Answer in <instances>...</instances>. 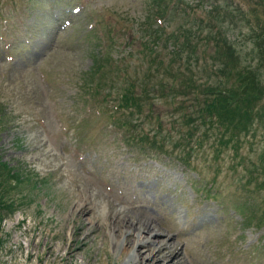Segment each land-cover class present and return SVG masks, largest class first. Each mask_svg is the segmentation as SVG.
<instances>
[{"label": "rangeland", "instance_id": "1", "mask_svg": "<svg viewBox=\"0 0 264 264\" xmlns=\"http://www.w3.org/2000/svg\"><path fill=\"white\" fill-rule=\"evenodd\" d=\"M154 1L0 0V157L24 177L7 194L18 207L11 214L1 209L0 264H124L140 247L126 243L125 229L116 234L108 228L104 218L113 205L124 211L125 220V213L134 222L138 216L152 220L161 232L153 234L155 239L169 237L177 244L178 264H264L259 227L264 190L248 183L250 170L264 157L263 124L242 136L237 148L229 145L218 155L210 142L202 148L186 144L190 167L199 174L176 159L186 152L185 145L173 149L180 143L173 125L184 133L188 125L181 114L193 118L195 106L193 95L169 86L171 78L162 75L165 86L162 94L153 95L152 119L135 113L136 126L120 124L133 119L127 110H115L121 81L141 80L147 66L140 34L133 42L126 32ZM165 2L162 22L156 18L160 36L155 35L159 55H151L154 65L175 57L167 36L182 42L185 27L203 26L210 16L208 3ZM212 3L216 25L226 36L221 33L220 42H232L237 63L252 61L257 57L252 25L264 23V0ZM208 31L192 44L201 45L207 37L216 44L218 31ZM188 49L183 48L184 63H175L181 70ZM205 51L198 53L204 72L198 75L191 62L197 81H225L222 72L210 71L221 65L212 58L214 47ZM94 67L100 70L91 74ZM152 80L156 84L158 78ZM141 110L148 111L147 105ZM154 115L160 117L159 129L167 131L157 132ZM158 144L167 154L154 150ZM82 201L86 213L76 208ZM77 225L86 226L72 236ZM114 236L124 250L114 249Z\"/></svg>", "mask_w": 264, "mask_h": 264}, {"label": "trees", "instance_id": "2", "mask_svg": "<svg viewBox=\"0 0 264 264\" xmlns=\"http://www.w3.org/2000/svg\"><path fill=\"white\" fill-rule=\"evenodd\" d=\"M191 1L192 3L201 2L209 4L211 9L209 10L210 16L208 17V22L206 21L203 26L195 24L194 26L185 27L181 31L184 37V41L182 42L179 41L178 36H167L165 38L170 47V54L172 53L175 56L167 64L160 63L154 65L151 56L153 53L159 55L156 52L157 41L155 35L160 36V28H158L157 23L162 22L163 12L169 6L164 5L166 4L165 0H155L153 4L149 5V11L144 13L142 20L139 19V21L129 25L126 37L136 42L137 39L134 38L135 34H140L138 41L143 49L141 53L147 62V66L145 72L141 74V80L138 77H132V79L126 78L121 81V92L115 100L114 106L118 112H126L125 110H127V115L133 118L129 121H120L121 126L126 128L137 125L134 121L136 117L133 116L135 113L144 114V116L148 115L152 119L151 116H153V106L155 104V96L153 95L158 91L162 94L165 86L162 75H166V78L172 79L169 86L175 91L186 96L189 94L190 96L193 95L195 116L192 118V115L181 114L184 123L188 125L184 133L180 132V129L173 125L175 133L179 135L180 142H175L176 144L173 145V149L179 150L182 145H185L184 149L186 152L176 159L183 163L185 167L196 172L197 170L193 165L190 167L191 152L190 148L186 147V144L193 142L199 148H202L205 142H210V145H213V149L215 148V154L218 155L223 148H227L229 145L237 148L238 144L240 145L241 143V137L252 133L257 124L264 125V75L262 74L264 72V23L252 25V28H255L254 25L256 26V29H252L256 31H254L251 37V40H256V49L253 48L252 50L256 53L257 57L253 56L252 61H248V63H237L239 56L232 42L226 39L221 42L219 40L222 26L217 27L216 25L215 18L218 17V12L217 7L212 3L213 0ZM174 2H171L173 6ZM190 16L188 14V19ZM156 18L159 19V22H156ZM242 18L249 22L247 16L243 15ZM153 23L157 28L154 27ZM206 28L209 30L207 32L209 35L213 31V28L216 33L218 31V37L213 39L216 41V44H211L210 40L212 39L209 37L201 45L192 44V40L200 36L199 34H202ZM133 30H136V32H133ZM222 36L225 35L222 33ZM212 46L214 47L215 54L212 58L219 61L221 65L216 67L215 70L212 67V70H210L211 74H215L219 70L224 74L225 81L199 83L196 75H200V72H204V70L198 68V53L204 55L207 53L205 50ZM183 48L189 49L185 56L186 64H183L184 68L181 70L180 67L175 66V63L182 62V55H184ZM101 58H103V55ZM255 58L257 59L254 62L253 59ZM193 60H195L196 68L198 69L197 74L191 71V62ZM94 64L99 65L97 60ZM185 69L189 75L185 73ZM99 70L98 67H94L91 74H95ZM156 77L158 80L155 84L152 79ZM87 81L93 82L92 79H88ZM177 85L183 88V90L176 88ZM169 94L170 92L168 91L166 93L167 98ZM159 97L162 98L160 95ZM142 105H147L148 111H142ZM154 117L158 119L156 121L157 132L167 131L164 127L159 129L158 124L161 123L160 117L158 115H154ZM195 121L198 122L196 123ZM112 122L114 124L117 120ZM0 126H2L1 120ZM153 142L151 147H153ZM158 145L154 150L167 154L162 150L163 144ZM196 173L199 174V172ZM23 180L22 173L11 167L9 163L3 161L0 157V184L2 186V192L0 193V214L2 208H5L8 214H11L18 207L15 200L7 198V194L12 193ZM248 183L253 184L255 188L264 190V157H261L260 163L255 164L253 169L250 170ZM259 227L264 230V215L260 218Z\"/></svg>", "mask_w": 264, "mask_h": 264}, {"label": "bare ground", "instance_id": "3", "mask_svg": "<svg viewBox=\"0 0 264 264\" xmlns=\"http://www.w3.org/2000/svg\"><path fill=\"white\" fill-rule=\"evenodd\" d=\"M83 202L84 201L80 203L81 205L78 204L76 208H80L82 212L86 213V211L83 210L82 208L85 205ZM113 206L111 207L112 210H110V212L105 214V218H104V220L108 221L107 222L108 228L113 229V231H115L116 234H121L122 230L125 229L126 243L128 245L131 243L132 244L135 243L136 245H138V247H140L137 250H135V252L133 251L130 252V256H129L130 258L129 260H126L124 264H156L155 261L160 259L162 260V262L172 260V263L178 264V262L182 257H180L179 252L177 251L178 250L177 244L172 243L169 237L163 238L161 240L155 239L156 235L153 234H160L161 232H157L158 229H155V225L152 220H148V219L144 220L143 217L138 216L137 218H135V222H134L130 220V217L132 216L127 215V213H125V216H127L125 220V217L121 216V213H123L124 211L118 210V208L115 209L116 206L115 207ZM84 226L77 225L76 228L77 231L74 234H72V236L73 235L76 236L77 232L85 228ZM114 237L115 239H117L116 236ZM103 240L104 239L101 240L102 243ZM63 247L66 250L67 248L68 250L70 248L69 246L66 247L62 246L61 248ZM113 247L115 250L122 251V248L124 250L123 243L118 239L117 241L115 240V244L113 245ZM141 247L143 249L142 251H140ZM61 248H59L58 251ZM58 251L55 255H59ZM148 259H151L152 261L149 262L147 261ZM199 264H204V263L200 262Z\"/></svg>", "mask_w": 264, "mask_h": 264}]
</instances>
